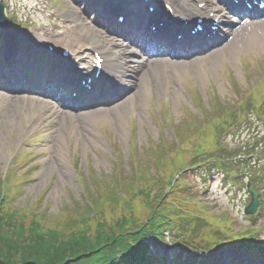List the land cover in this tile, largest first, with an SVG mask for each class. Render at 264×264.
I'll return each instance as SVG.
<instances>
[{
	"label": "rangeland",
	"instance_id": "1",
	"mask_svg": "<svg viewBox=\"0 0 264 264\" xmlns=\"http://www.w3.org/2000/svg\"><path fill=\"white\" fill-rule=\"evenodd\" d=\"M184 2L193 4L192 9L199 5V0ZM2 3L5 16L26 29L30 37L47 41L57 48L69 49L72 61L81 60L83 70L80 73H90L93 58L89 51L93 45L90 44L103 40L99 33H93L99 32L96 19H102V16L96 18L98 13L83 14L78 10L84 9L82 3L78 5L74 0H2ZM149 6L138 7L134 12L138 17L142 12L146 19V7ZM218 8L222 10V7ZM229 20L234 26L237 23L232 16ZM133 21L136 22L135 19ZM248 26L243 28L251 30ZM221 29L223 35L230 33L228 28ZM13 31L17 33L16 29ZM237 31L240 28L236 27ZM2 32L1 29L0 44ZM234 38L233 34L227 38V46L223 50L177 62L183 69L179 73L165 63H150L146 70L141 67L143 60L131 59L129 66L138 79L137 86L119 103L106 107L65 113L39 95L0 93V192L3 191L1 184L8 180L9 208L26 215L27 222L35 215L42 227L51 231L65 227L68 219L74 217L75 230H78L82 219L93 216V212L86 209L90 201L97 203V199L101 200L97 209H102L109 217L108 209L112 207V202L107 201L112 197L109 186L121 180L130 183L131 179L138 178L144 166L153 171L156 158L164 156L168 159V154L178 145L177 141L189 144L186 137L192 135L195 140L204 132L207 143L214 150L215 145L209 143L214 137L213 123H218L221 128L217 139L224 146L225 153L228 152V161L235 158L233 162L237 163L242 176H247L248 172L240 168L241 164L257 171L259 154L254 158L247 154L264 150V116H258L254 111L257 105L264 107V35L259 33L256 37V47L239 45L231 50L233 57H230L228 45ZM40 49L43 50L41 46ZM133 50L126 47L119 56L127 60L122 54L127 56ZM42 52L39 54L46 58L45 51L44 55ZM53 58L57 60L55 56ZM34 62L38 63L36 59ZM245 68L249 76L245 75ZM28 80L27 87L29 83L37 86V80ZM244 105L248 109V118L245 115V119H241L237 113H242ZM259 113L264 115V110H259ZM215 117L222 119L215 120ZM47 129L53 131L52 139L42 136ZM20 151L27 155V163L14 162V156ZM184 157L190 161L189 166L194 165L195 159ZM199 159L196 157L197 163H200ZM189 172H192V179L188 184L193 187V192L187 190L188 194L194 195L217 219L226 213L225 216L233 220L230 230H221L226 235L218 237L224 241L228 238V245L238 239H249L246 234L252 230L256 235L254 238L264 243V205L262 212L251 220L244 212L249 201L244 187L238 188L231 183L225 187V178L219 176L211 164ZM24 174L31 179L29 183L23 179ZM78 174L82 182H79ZM13 182L16 184L11 188ZM153 189L156 192L158 186ZM14 192L16 194L12 195ZM206 224L204 220L193 231L198 232L199 227L204 228ZM211 227L212 224L207 229ZM171 233L167 232L159 243L148 241L151 255L165 260L163 264L175 258L178 252L188 253L185 245ZM206 234L203 241L209 243L213 237L208 231ZM201 238L200 235L195 240L200 241ZM255 240L251 241L252 246L257 244ZM256 252L259 251H253ZM232 255L244 259L248 256L241 249L217 253L204 248L190 257L185 255V259L191 258L192 264L197 260L224 264L227 256ZM18 256H21L20 251Z\"/></svg>",
	"mask_w": 264,
	"mask_h": 264
},
{
	"label": "trees",
	"instance_id": "2",
	"mask_svg": "<svg viewBox=\"0 0 264 264\" xmlns=\"http://www.w3.org/2000/svg\"><path fill=\"white\" fill-rule=\"evenodd\" d=\"M200 139L190 135L185 138L190 143L182 145L190 147ZM175 151L176 146L168 159L157 157L153 171L142 165L137 179L109 186L113 197L107 200L112 202L109 217L97 209L101 200L90 201L86 209L93 216L82 219L78 230L74 217L57 231L46 230L35 215L27 222L26 215L9 208L6 193L0 201V264H154L158 260L148 256V240L161 242L167 232H173L179 243L189 249L197 248V244L204 248L225 247L228 238L224 241L218 236L226 235L221 230H230L232 220L226 213L217 219L194 195L188 194L193 192L188 184L192 176L183 171L186 166L182 163L188 161L184 157L188 153L177 157ZM156 185L158 190L154 192ZM204 220L206 226L194 232ZM207 231L213 237L209 243L203 241ZM200 235L202 238L196 241ZM247 241L248 238L235 242Z\"/></svg>",
	"mask_w": 264,
	"mask_h": 264
},
{
	"label": "bare ground",
	"instance_id": "3",
	"mask_svg": "<svg viewBox=\"0 0 264 264\" xmlns=\"http://www.w3.org/2000/svg\"><path fill=\"white\" fill-rule=\"evenodd\" d=\"M75 2H77L78 5H80L82 3V6L83 7H86L88 8V6L93 9V8H98L99 4L95 3L94 1H91V0H82L83 2H81L80 0H74ZM104 3L102 4V7L103 8H106V3H105V0H103ZM112 2H115L117 4V7L119 10H126L128 9V13H121L123 14L124 16L127 15V18L129 20H132L133 18H136V14L134 12V10L136 9L135 7L136 6H141L142 2H138V1H130V0H127L128 2H131V5L128 6L126 4V2H123V0H111ZM174 6V8L181 12L182 13V16L184 15V10L188 11L189 12V16L188 18H192V11H191V6L190 5H187V4H184V2H182V0H170ZM208 4L211 6V7H215L216 9L213 11L215 12L216 14H221V10L218 9V5H222V1L221 0H216L217 3L215 2H212V1H207ZM91 3H93L94 5L92 6ZM202 3H205V1H201V4ZM90 8L88 9V11H90ZM81 10V8H80ZM247 12V10H246ZM84 13V12H83ZM85 13H88V12H85ZM221 20H222V23L223 25L224 24H227L229 22L228 18L226 16H222L221 17ZM136 24L135 26L131 29L133 32H135L139 37L140 35L143 36L144 39H141V43H144L145 40L147 42H151L152 44H154L156 46V48L161 51V52H165L167 53V51L169 52H172L173 49H165V46L161 45L160 41L157 39V37L154 35L155 32H149L148 30V25H154V21L149 19V20H146V23L142 20H139V19H136L135 20ZM251 23H247L246 25H244L243 27H246L248 26L249 29L251 30H248L247 28L243 29L241 28L240 31H237L234 33V30L231 26H229L228 28L230 29L231 33H234L235 35V38L234 40L228 45L229 47V50H228V53H229V56L230 57H233L232 56V49H236L237 46L239 45H242V46H246L247 48H249L251 45H253V47H256L257 45V42H256V37L260 34H263L264 35V22L260 23L259 25H255V24H251ZM258 30V32H256ZM88 31V30H87ZM90 32V31H89ZM94 34H96L97 32H93ZM154 33V34H152ZM100 38H104V39H107V36L104 35V33H100ZM120 38V40H115L113 41L112 43H110L111 41L108 40V43L106 44L107 47L111 46V49H110V52L111 53H118V50H121L120 47H121V42L122 41H127L128 38H125V37H118ZM117 38V39H118ZM250 42H253L254 44H251ZM112 44V45H110ZM227 47V48H228ZM2 50H4V48H2ZM146 51V50H145ZM144 49L143 48H139V50L136 52V53H133V55L135 56H140L141 58L142 57H148L145 53ZM188 52V51H187ZM180 57L179 54H175L173 56H166L165 58L166 59V62L171 65V66H174V61L173 59H178ZM164 58V56H163ZM41 61L38 60V63H40ZM164 64L165 61L164 60H154L152 61V64H155V65H159V64ZM45 65L47 66H50V63L48 61H45ZM182 67L176 65L173 67V71L175 73H179L180 71H182ZM64 73H67V70L64 71ZM6 88H0V91L3 92L5 91ZM45 94L49 95L50 96V93L47 92V91H44ZM22 96H25V95H22ZM25 98V97H24ZM68 105H70V102L67 103ZM231 262L228 261V264H237L235 263L236 262V258L235 257H228Z\"/></svg>",
	"mask_w": 264,
	"mask_h": 264
},
{
	"label": "water",
	"instance_id": "4",
	"mask_svg": "<svg viewBox=\"0 0 264 264\" xmlns=\"http://www.w3.org/2000/svg\"><path fill=\"white\" fill-rule=\"evenodd\" d=\"M0 15H1V11H0ZM249 192L252 193L254 204H252L250 206V208L247 210V213H255V211H256V202H257L256 201V194L253 192L251 187L249 188Z\"/></svg>",
	"mask_w": 264,
	"mask_h": 264
}]
</instances>
